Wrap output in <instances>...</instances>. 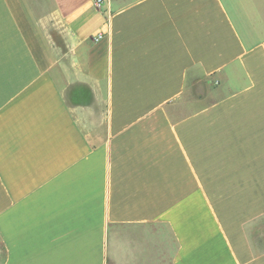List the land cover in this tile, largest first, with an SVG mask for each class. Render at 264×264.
Here are the masks:
<instances>
[{
	"label": "crops",
	"instance_id": "1",
	"mask_svg": "<svg viewBox=\"0 0 264 264\" xmlns=\"http://www.w3.org/2000/svg\"><path fill=\"white\" fill-rule=\"evenodd\" d=\"M0 264H264V0H0Z\"/></svg>",
	"mask_w": 264,
	"mask_h": 264
},
{
	"label": "built area",
	"instance_id": "2",
	"mask_svg": "<svg viewBox=\"0 0 264 264\" xmlns=\"http://www.w3.org/2000/svg\"><path fill=\"white\" fill-rule=\"evenodd\" d=\"M103 1L104 0H94V5L97 7V8H100L102 5H103ZM101 35H98L97 38H100Z\"/></svg>",
	"mask_w": 264,
	"mask_h": 264
}]
</instances>
